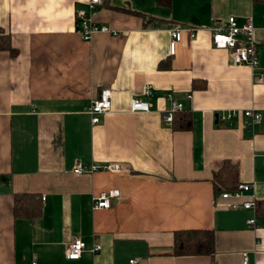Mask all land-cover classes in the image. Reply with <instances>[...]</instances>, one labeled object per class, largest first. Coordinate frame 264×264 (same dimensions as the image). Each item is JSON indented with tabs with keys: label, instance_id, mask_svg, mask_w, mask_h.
Listing matches in <instances>:
<instances>
[{
	"label": "crops",
	"instance_id": "crops-1",
	"mask_svg": "<svg viewBox=\"0 0 264 264\" xmlns=\"http://www.w3.org/2000/svg\"><path fill=\"white\" fill-rule=\"evenodd\" d=\"M85 1L0 0V33L16 50L0 49V264H241L243 256L264 264V214L242 207L264 200V82L214 48L210 32H190L212 18L252 16L264 67V0H102L93 19L115 33L89 41L74 21ZM175 25L182 36L172 55ZM104 89L111 108L92 124L87 109ZM167 95L190 113V129L161 122ZM139 96L150 111H130ZM251 108L259 123L241 112L223 119ZM225 161L251 186L238 198L214 193ZM77 162L121 168L76 174ZM109 189L119 191L111 206L93 208L92 196ZM15 194L37 195L40 214L15 216ZM183 229L213 230V255H174L173 233ZM76 239L86 248L67 260Z\"/></svg>",
	"mask_w": 264,
	"mask_h": 264
},
{
	"label": "built area",
	"instance_id": "built-area-1",
	"mask_svg": "<svg viewBox=\"0 0 264 264\" xmlns=\"http://www.w3.org/2000/svg\"><path fill=\"white\" fill-rule=\"evenodd\" d=\"M102 5V0H86L85 7L78 9L75 12L74 21L76 32L80 35L84 41H89L92 36L97 32L115 33L108 26L98 24L94 21V15L99 7ZM205 29L210 32L212 45L216 49H223L230 51L231 61L234 65H247L254 70V75L257 81L264 82V67L259 63L258 48L254 36V24L252 16H247L242 24H238L234 16H228L226 19L212 18L211 23L205 28H193L190 30L191 36H195V32ZM181 28L177 25L172 26L170 32L169 52L174 54L176 50V44L181 39ZM153 95V88L150 84H146L141 91V96L149 97ZM134 97L130 102L131 112H148L151 109L150 102L143 100V98ZM170 98V107L167 110H161L160 120L163 124L171 125L173 117L176 112H180L184 109L183 104ZM190 98V95H187ZM111 108V91L104 89L100 94L94 98L87 109L90 115L91 123L96 124L99 122V116ZM242 113L245 117L251 119L252 123H259L262 119L261 113L254 108L246 110H230L223 115V119H229L233 116ZM121 166L118 164H107L104 166H98L91 164L88 168L84 167L82 163L77 162L73 168V172L81 174L83 172H94L97 170L107 171H120ZM251 189L250 184L238 183L236 188L231 191L225 192L221 195L222 198L234 197L238 198L242 196L243 192L247 193ZM119 195V191L116 189H109L101 191L92 196L93 208H109L112 204L113 198ZM235 207V206H233ZM242 207L246 210H255L256 203L253 198H247L243 201ZM249 225H255V219L251 218L247 220ZM86 248V244L81 239H76L70 242L64 251L65 258L67 260H77L80 258L82 251ZM92 252L97 253L100 250V245H93ZM135 258L130 259V264H136ZM241 264H248L247 256L242 257Z\"/></svg>",
	"mask_w": 264,
	"mask_h": 264
},
{
	"label": "trees",
	"instance_id": "trees-1",
	"mask_svg": "<svg viewBox=\"0 0 264 264\" xmlns=\"http://www.w3.org/2000/svg\"><path fill=\"white\" fill-rule=\"evenodd\" d=\"M0 32L2 31L0 30ZM0 49L8 50L11 55L16 54L7 34L0 33ZM171 125L174 130L190 129L192 126L190 113L186 110L176 112ZM238 175L239 171L236 165L230 161L223 162L221 167L213 173L214 193L236 188ZM13 211L15 216L35 217L41 212L40 200L35 194H15ZM256 214H264V200L256 202ZM214 251L215 235L211 229H183L173 233V254L176 256H212Z\"/></svg>",
	"mask_w": 264,
	"mask_h": 264
},
{
	"label": "rangeland",
	"instance_id": "rangeland-1",
	"mask_svg": "<svg viewBox=\"0 0 264 264\" xmlns=\"http://www.w3.org/2000/svg\"><path fill=\"white\" fill-rule=\"evenodd\" d=\"M3 35V34H2Z\"/></svg>",
	"mask_w": 264,
	"mask_h": 264
}]
</instances>
